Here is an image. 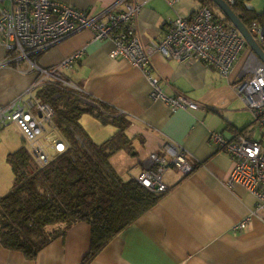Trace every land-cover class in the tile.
Instances as JSON below:
<instances>
[{"label": "crops", "instance_id": "crops-1", "mask_svg": "<svg viewBox=\"0 0 264 264\" xmlns=\"http://www.w3.org/2000/svg\"><path fill=\"white\" fill-rule=\"evenodd\" d=\"M61 1L90 14L110 6H116L117 11L126 9L120 0ZM197 1L198 6L178 2L173 8L167 0H147L136 20L144 44L158 42L178 13L193 15L201 8ZM81 48H86V54L65 75L131 121L129 132L135 136L134 147L141 145L147 151L141 171L151 152L167 144L180 146L194 164L189 174L169 167L163 176L168 186L163 197L89 264H264V222L254 217L244 228H235L249 216L256 198L241 185H227L234 161L211 141L214 132L232 138L251 129L257 138L256 129L251 127L254 113L235 90L236 80L249 64L250 49L245 50L229 78L204 62L188 64L154 52L153 63L165 80L166 93L182 92L206 108L172 111L165 102L150 98L151 86L141 70L127 59L112 58L113 43L96 40L91 30L51 46L37 61L43 67H52ZM5 57L6 49L0 46V105L27 92L38 79L27 63L4 64ZM85 116L91 115L82 118L87 132L95 141H102L90 131ZM14 129L20 130L17 126L8 130ZM15 138L7 133L0 135L2 167L5 160L8 163V153L21 147ZM91 236L89 224L77 223L33 260L0 243V264H81L91 249Z\"/></svg>", "mask_w": 264, "mask_h": 264}, {"label": "built area", "instance_id": "built-area-1", "mask_svg": "<svg viewBox=\"0 0 264 264\" xmlns=\"http://www.w3.org/2000/svg\"><path fill=\"white\" fill-rule=\"evenodd\" d=\"M167 1L173 8L181 2ZM120 2L126 5L124 11L110 6L97 14H90L61 0H0V46L6 49L4 64L27 63L28 68L38 74L37 81L27 92L0 105V130L16 123L30 144L31 154L41 165L48 164L54 155L65 150L66 145L58 136H53L51 145L47 146L51 148L50 152L42 142V135L46 126L52 124L55 112L50 103L38 97L37 92L50 80L84 92L65 72L84 57L86 48L75 51L52 67L41 66L37 56L83 30H91L96 40L111 41V57L127 59L139 68L151 86L150 98L165 102L172 111L206 108L182 92L166 93L165 80L153 63L154 52L188 64L204 62L216 68L222 77L229 78L245 50L250 49L249 64L236 80L235 90L264 129V62L255 55L238 28L223 24L206 5L193 15L178 13L169 21L158 42L147 46L136 28L137 17L147 0ZM251 31L264 50V26L255 23ZM211 141L230 154L234 161L227 185L230 188L241 185L256 198L249 216L235 228H244L254 217L264 222V130L261 139L253 137V132L247 130L232 138L214 132ZM172 166L185 174L194 170V164L180 146L167 144L161 150L151 152L149 161L135 178L152 191L166 192L168 186L163 176Z\"/></svg>", "mask_w": 264, "mask_h": 264}, {"label": "trees", "instance_id": "trees-1", "mask_svg": "<svg viewBox=\"0 0 264 264\" xmlns=\"http://www.w3.org/2000/svg\"><path fill=\"white\" fill-rule=\"evenodd\" d=\"M199 1L201 7L210 6L223 24L232 25L212 0ZM227 1L249 30L255 23L264 26V11L251 7L250 0ZM37 95L52 105L55 116L50 126L66 148L45 165L25 145L8 153L14 181L10 191L0 195V243L33 260L75 224L85 222L91 226V249L81 264H89L165 192L152 191L135 177L123 178L110 161L122 149H135L129 119L91 94L58 81H48ZM87 114L112 123L116 132L102 142L95 141L82 123Z\"/></svg>", "mask_w": 264, "mask_h": 264}, {"label": "rangeland", "instance_id": "rangeland-1", "mask_svg": "<svg viewBox=\"0 0 264 264\" xmlns=\"http://www.w3.org/2000/svg\"><path fill=\"white\" fill-rule=\"evenodd\" d=\"M182 5H190L193 6H198L199 2L197 0H182ZM249 5L256 9L258 12H263L264 11V0H250ZM244 102V101H243ZM245 103V102H244ZM246 106V104H245ZM251 111V110H250ZM252 115L253 112L251 111ZM88 123V127L90 131L93 133H96L99 135L100 139L102 141L108 139L111 135H113L117 128H113L111 126H114L112 123L110 124H104L101 120L94 116H85ZM253 123L251 124L253 129H256V137L257 139H261L263 136V128L260 127V125L256 122L255 117L253 115ZM11 126H17L19 127L16 123H11L8 126L4 127L2 130H0V135L2 133H7V135L11 138L16 137L15 140L18 143V145H25L26 147H30L29 142L26 140L23 132L21 133L19 129H14L12 131H9L8 129ZM87 126V125H86ZM112 128V129H110ZM109 129L111 132H109ZM250 129V128H249ZM253 132V130H249ZM21 133V135H20ZM23 134V135H22ZM20 135V137H19ZM56 135L58 136V133L56 130H54L50 125L46 126V131H44L42 135V142L44 143V146L48 152L51 151V148H48L47 146L51 145V140L52 137ZM100 141V142H102ZM0 141V145H1ZM139 145V144H137ZM136 149V150H135ZM135 149L130 152L128 149H122L121 151L117 152L114 154L110 161L112 165L114 166L115 170L125 179H128L130 177H135L137 176L140 171H141V161L145 160L147 157V151L146 149L141 145H139L138 148L135 147ZM14 181V173L11 169V166L8 165L6 160L3 162V167L0 164V194H5L8 191H10Z\"/></svg>", "mask_w": 264, "mask_h": 264}, {"label": "water", "instance_id": "water-1", "mask_svg": "<svg viewBox=\"0 0 264 264\" xmlns=\"http://www.w3.org/2000/svg\"><path fill=\"white\" fill-rule=\"evenodd\" d=\"M232 22V24L239 29V31L246 38L248 45L251 47L255 55L264 62V50L256 39L255 34L247 28L243 23L242 18L238 15L227 0H212ZM40 117H42L40 115Z\"/></svg>", "mask_w": 264, "mask_h": 264}, {"label": "flooded vegetation", "instance_id": "flooded-vegetation-1", "mask_svg": "<svg viewBox=\"0 0 264 264\" xmlns=\"http://www.w3.org/2000/svg\"><path fill=\"white\" fill-rule=\"evenodd\" d=\"M233 25V24H232Z\"/></svg>", "mask_w": 264, "mask_h": 264}]
</instances>
